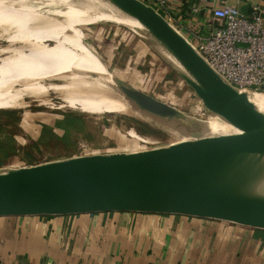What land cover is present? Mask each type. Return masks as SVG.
Listing matches in <instances>:
<instances>
[{"label": "water", "instance_id": "water-1", "mask_svg": "<svg viewBox=\"0 0 264 264\" xmlns=\"http://www.w3.org/2000/svg\"><path fill=\"white\" fill-rule=\"evenodd\" d=\"M155 38L170 65L204 108L245 135L243 139L130 153L72 157L0 173V216L65 215L98 211L177 213L264 228V217L219 202L238 197L264 211V193L236 183L246 170L264 172V113L246 91L225 82L165 16L141 0H107ZM122 92L157 117H184L174 106L134 87ZM248 137L252 141H245ZM217 139H230L223 135Z\"/></svg>", "mask_w": 264, "mask_h": 264}, {"label": "rangeland", "instance_id": "rangeland-1", "mask_svg": "<svg viewBox=\"0 0 264 264\" xmlns=\"http://www.w3.org/2000/svg\"><path fill=\"white\" fill-rule=\"evenodd\" d=\"M84 4L68 7L60 3L58 10L43 15L67 30L97 70L110 72L123 85L143 91L174 106L184 117L197 120L200 135H223L234 140L245 137L221 117L204 108L193 89L170 65L154 37L125 24L103 7L99 6V9ZM158 10L162 16L166 14ZM172 24L181 31L175 19ZM27 25L31 26L32 20L17 22L10 17L0 22V30L18 29ZM0 70L8 79L10 87H7L16 88L18 83L9 72ZM52 97L58 99L54 94ZM105 102L107 105L106 99ZM19 103L12 101L0 110V173L72 157L168 148L173 142L166 131L151 129L145 122L132 116L127 117L116 109L107 108L110 114L97 117L66 109L37 106L24 108ZM153 118L163 124L170 122L168 118ZM212 119L210 124L206 122ZM134 130L142 135H154L157 142L149 145L146 140L139 141L140 135L132 133ZM177 136V143L184 140L180 133Z\"/></svg>", "mask_w": 264, "mask_h": 264}, {"label": "crops", "instance_id": "crops-1", "mask_svg": "<svg viewBox=\"0 0 264 264\" xmlns=\"http://www.w3.org/2000/svg\"><path fill=\"white\" fill-rule=\"evenodd\" d=\"M227 5L264 25V0H171L165 15L193 41L220 25L213 9ZM0 264H264V228L142 211L3 215Z\"/></svg>", "mask_w": 264, "mask_h": 264}, {"label": "bare ground", "instance_id": "bare-ground-1", "mask_svg": "<svg viewBox=\"0 0 264 264\" xmlns=\"http://www.w3.org/2000/svg\"><path fill=\"white\" fill-rule=\"evenodd\" d=\"M60 3L68 7L78 3L98 8L100 6L113 12L125 24L140 28L136 21L125 16L107 0H0V22L10 17L17 22L32 20L31 26L0 30V69L9 72L18 83L16 88H8V79L0 70V110L12 101L21 102L19 104L24 108L37 106L66 109L97 117L110 114L107 108L114 111L116 109L127 117L132 116L145 122L151 129L169 133L173 140L172 145H168L170 148L234 141L200 135L197 131L200 128L199 122L195 119L173 117L169 118V123L163 124L153 118L156 115L140 110L125 96L113 74L97 70L67 30L52 18L43 15L58 10ZM161 52L173 61L165 51L161 49ZM246 93L258 110L264 113V92L250 89ZM53 94L58 99H54ZM211 121L213 119L206 122L210 124ZM132 133L138 132L134 130ZM178 133L184 137L180 143L175 141ZM138 134L141 142L146 140L149 145L157 142V137L152 134ZM244 140L252 141L248 137ZM233 181L255 187L264 193V172L246 170L236 175ZM220 205H227L236 212L264 217L262 209L238 197H225L219 202Z\"/></svg>", "mask_w": 264, "mask_h": 264}, {"label": "built area", "instance_id": "built-area-1", "mask_svg": "<svg viewBox=\"0 0 264 264\" xmlns=\"http://www.w3.org/2000/svg\"><path fill=\"white\" fill-rule=\"evenodd\" d=\"M170 1L153 0V7L168 14ZM213 16L221 20L220 25L205 33H196L190 44L225 82L242 91L261 90L264 87V25L261 18L255 13L248 19L237 8L228 5L213 9ZM165 17L173 23L172 17Z\"/></svg>", "mask_w": 264, "mask_h": 264}]
</instances>
